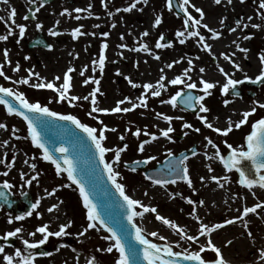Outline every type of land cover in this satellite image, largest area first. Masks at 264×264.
I'll return each mask as SVG.
<instances>
[{"label":"rangeland","instance_id":"obj_1","mask_svg":"<svg viewBox=\"0 0 264 264\" xmlns=\"http://www.w3.org/2000/svg\"><path fill=\"white\" fill-rule=\"evenodd\" d=\"M130 2L131 0H106L108 10L113 12L112 17L107 15V12L101 4V0H53V2L49 4H44L42 8H47L54 13H61L62 8L73 11L76 8L88 9L89 5H91L90 11L93 13L91 17L87 15V12L79 14L75 12L76 14L74 17L76 15L81 16L80 20L74 18L75 21L80 25H83V31L88 33L87 35L81 36V41H83L85 45L83 47L78 46L75 49H65L62 47L64 41L57 43V37L59 36H51L49 34V29H52V27L50 28L48 23L43 25V22H40V24L43 25V28L38 30L35 27L38 21H35V19H28L27 21L22 19L24 15L29 14V8H33V6L39 4V0L36 1V5H30L27 0H8L7 4L0 2V17L3 18L0 20V35H8V27H12L13 29V34L9 36L6 41H0V65L3 66L5 75L11 78L10 80H5L3 77H0V86L10 87L21 91L25 94L29 102H39L41 105L48 106L52 111H56L60 114L75 115L82 123L96 127L98 130L101 127L99 120H102L103 123L109 127H115L117 129L116 132L109 131L105 133L107 139L104 143L105 146L112 148L121 147L124 144L127 145V149L121 154V162L115 166V170L120 173L121 177L118 179V182L125 186L126 194L135 199H139L145 205L155 207L158 214L169 218L179 226L184 227L186 234L197 235L199 225L195 216L189 215L192 212L193 206L186 202V198H190L197 202L195 215L200 217V222L206 223L209 226L217 223L223 224V221L226 219L240 215L242 208L245 206H253L256 203L264 202V194H261V196L258 192L260 189L254 188L252 191H249L240 186L238 183V173L235 171L231 173L226 172L218 160H206L203 155L205 150L210 154L214 152V149L211 146H208V148L205 149V136L211 138L217 144L221 149L222 155L229 154L228 149L224 144L225 140L234 147L243 145L246 149L245 137L250 134L251 124L253 123L251 116L248 118L246 124L242 125L239 129L233 128V131L225 137L204 127L201 121L197 118V114H191L182 111L178 106L173 108L169 104H162L160 102L161 100H167L170 98V96L174 95L178 88H182V86L167 85V90L162 91L160 97H152L149 94L147 97V108L137 107L128 113L121 112L105 114L98 112L89 116L88 113L91 110L89 101L81 99L75 102V106H72L66 101L56 102V94L52 90L35 89L28 85H16L12 83V80L26 77L28 69L39 73L40 77L46 78L48 81L53 80L56 76H60L62 81L66 70L69 67H72L75 71L71 73V76L73 77L71 81L73 87L70 89L69 94L77 95L79 97L88 95L96 85L91 82L84 85L82 84V81L87 77H94L100 81V92L97 93L98 106L100 108L111 109L115 106L117 101L124 99L125 97H129L135 101L138 96L143 94L142 85L144 83H156L161 75V68H164L165 76L168 79H171L176 75L181 74L188 66L187 60L192 59L193 71L190 73L192 79L195 78V81H198L201 75L198 72V69L204 67L205 73L203 74V78L205 77V80L207 81H210L211 79H216V81H218L219 79L221 80L224 78L216 67L217 62L224 67L225 60L223 59L224 61H222L220 56L223 51H225L223 53H227L228 49H232V51L236 53L234 58L237 62L238 56H245V54L241 55L232 43L234 40H237L241 45L242 41L238 39L239 37L232 36L229 31L222 32L225 23L229 22V20L223 15L224 8L228 6L227 0H221L220 4L214 3V0H191V3L196 7L201 8L205 14L202 23H206L209 27L222 33L219 39H212L206 29H200L201 34L206 37V42L212 46L211 54L202 49L197 43L196 38L185 37L186 43L183 45L178 42L175 33L177 30L182 29L183 19L178 17L173 10H168L166 0H148L147 5L141 3L131 12H124L123 9L128 7ZM256 2L260 4V0H256ZM13 8L15 9V23L27 25L23 38H19L18 29L15 28L12 22L8 19ZM117 8L121 9V11L116 12L115 10ZM255 8L258 10L255 14L253 23L260 24L261 27L254 29L250 26L252 34L255 37V43L258 47H255L249 57L257 63L259 54L263 52L264 20L261 19V15L264 14V9H259V5ZM189 11L194 17L199 18V14L196 13L193 8H189ZM143 13L145 14V17L140 16ZM135 15L136 17H134ZM157 15L162 17V22L159 26L153 27L154 19ZM60 17L63 19L68 18L64 15H60ZM97 17L99 18L97 19ZM221 19H224L223 26L220 24ZM113 23H115V27H111ZM116 28H121L122 32L116 33ZM145 31L149 33L146 37L142 36V33ZM105 32L109 33L107 37L102 35V33ZM38 33H41L48 45L52 46L51 50L28 48V44ZM70 33L71 32L69 31L66 38H72ZM122 34L123 40L121 39ZM161 34L174 42L172 47L163 49L155 48V43ZM227 38H230V41L225 42ZM138 40L149 45L152 51L151 55L143 51L130 50L138 46ZM102 42H107L108 48L105 50V68L101 74L98 65L97 70L95 72L92 71L91 62L94 59H98ZM161 42L163 43V41ZM121 44H126L128 47L121 48L119 47ZM5 49L8 50L7 60L3 54ZM212 50H214V52H212ZM121 53L123 55H121ZM155 55H159L160 59L156 60L154 58ZM213 56H215L216 62H212L214 59ZM25 57H28V59H25ZM56 58H61L60 64L58 63L59 68L50 67L49 65L51 61L53 62V59ZM181 58H183V60L178 64H174L171 69L165 67L167 63ZM139 59L141 60L138 61ZM62 60H64L63 64H61ZM17 63L20 65V70L13 71ZM85 65H88V69L85 71L84 76H81L80 71ZM259 66L253 74L257 72L259 73ZM125 77L131 78L133 82L141 85V87L133 88ZM120 78L126 79L125 82L119 83ZM34 80V77L31 78L30 84ZM61 81H56L55 83L59 84ZM199 87L198 84V89ZM198 89L193 91L197 95H201L202 93L199 92ZM72 91H76V93L73 94L74 92ZM210 91L212 94L207 96L203 101L210 111L208 113H200V115L207 116L208 120L214 125V127L220 122L221 117H224V129L227 127L226 120L231 115L228 116L226 111H224L225 109L221 106L222 104L219 101L215 88ZM262 92L264 93V86L256 89V101L262 98ZM50 100L52 101L51 103H49ZM247 102H249V105L252 104L250 101ZM126 106L130 107L128 104L121 105V107ZM161 106L167 110V115L174 119L171 122L173 132L169 134L171 139L163 137L161 150H159V152L169 148L173 155L177 157L181 153L193 148H197L198 150L196 156L190 157L184 162L189 168L190 178L193 182L192 188H189L185 182H177L174 185L169 184L166 189L161 188L159 185L152 184V182L148 181L143 171L135 172L124 166L125 163L133 164L137 160H140L141 163H143L148 156L154 155L153 152L149 153L146 148L143 153L139 152L137 149L141 141L149 138L143 134L145 129L148 133H158L156 127H158L160 123L154 121L151 118L150 113H155L154 110ZM93 117H97L98 119ZM176 117H182V119H176ZM261 117H264V109H260L257 106L254 119ZM232 119L233 121H237L240 119V115L235 116V118ZM185 122L191 123L195 128H200V132L197 133L190 129H185L183 127ZM0 123H4L9 129L7 131L0 129V149L2 150L0 153V159L5 161L4 164H0V185H3L4 182L7 181L10 185L8 189L12 190L16 197H21L22 195L33 192L36 195L35 200L41 201L33 212V215L27 220L29 222L37 221L39 225L45 223V221L41 222L39 219L46 220V223H49L50 226H54L55 224L60 225L69 221L71 222V226L66 229V232L71 235L66 243V246H69V249H63L61 251H64V255H68L69 252L73 250L78 252L82 258L76 262L69 260L65 264H88V261L92 256L96 257L98 264H115V259L118 256L115 251L112 253L97 251V249H103L107 246L108 242L102 238L103 236L108 235L107 233L104 231L98 232L89 229L84 235H79L87 224L86 209L83 207L79 191L74 185H71L70 181L66 180L65 174L57 175L54 165L41 158L42 152L40 149L33 146L31 138L27 132V124L24 123V120L16 115L8 114L5 106L0 105ZM168 126V122L164 121L163 128L166 129ZM12 128L18 130L16 135L20 137L19 139H16L11 135ZM126 128H131L132 131H135L136 128H140L141 136L137 138L132 135V132L125 131ZM121 134H123L124 140L119 139ZM178 135L183 137L182 140L176 138ZM5 139L8 140V146L3 148V141ZM159 152L157 151L156 154L159 155ZM143 154L145 157L141 156ZM113 155L114 153L110 152L106 154L105 159L110 160ZM13 156H15L14 163H12ZM33 157H35V159H33ZM25 159H28L29 163H35L36 169L33 170L29 168L28 165L24 164L23 161ZM168 159H170V157L167 156L166 159L160 160V162L156 164L145 163V169H155L158 165L163 164ZM18 160L20 161L18 162ZM209 164L214 169L211 173L206 166ZM16 167L17 172H14ZM5 171H7L8 175L3 174ZM22 172L24 173L23 178L21 177ZM36 174H38L37 179L34 180L31 185H28L27 180ZM212 175L227 176L229 183H227L224 188H220L210 179ZM201 176L205 177L203 182L200 180ZM54 187L57 189L55 194L53 196L46 195L45 189L51 191ZM144 187L153 189L152 192L158 191L160 195L159 193L153 195L152 192L151 194H148L145 189L143 194H136L138 188L143 189ZM196 188H198L199 191ZM200 190L202 192L204 191V193H202L203 195H201ZM170 192H175L178 195L174 199L170 198L168 195ZM145 193H147V195H145ZM199 193L202 198L204 197V194H206V198L204 197L205 199L202 200L204 201L203 205L198 203L200 201ZM213 193L215 194V197L219 194V196L215 198L218 199L217 203L219 205V207L215 209L216 213H212L209 210V208H211L210 202L206 201V199L213 196ZM234 196L235 199H233ZM53 204H57L58 207L50 213L48 212V208ZM36 212L40 213V218H37ZM157 213L149 211L148 213H145L143 218L137 217L136 220L139 227L143 228L146 233L157 231L159 235L166 237L167 241L173 245L179 242L180 247H173L174 251H181L183 249L198 251L199 244L206 243L207 238L203 236H201L200 240L196 243H185L180 241L179 236L175 234L173 230L164 225L162 221L155 219ZM257 213L259 214L250 213L245 217L248 224L247 229L243 227L241 222L237 221L236 223L230 224L226 229L220 228L210 234L213 243L220 247L222 256L225 260L228 259L226 253L229 252L232 254L236 252L235 250H238L243 255V259H246L245 262L249 264H264V258H261L256 252L249 251L254 239L252 235L251 237L248 236V230L256 233L255 230L260 228L261 234L258 233V239L264 243V210L257 209ZM31 231H34L33 227L30 228V232ZM77 237L78 240L76 241L75 239ZM225 237L230 238L233 244H226ZM150 239H152L153 242L164 243L163 241H159L158 238L150 237ZM202 256L207 260L215 259V254L210 250H206L202 253Z\"/></svg>","mask_w":264,"mask_h":264},{"label":"snow or ice","instance_id":"obj_2","mask_svg":"<svg viewBox=\"0 0 264 264\" xmlns=\"http://www.w3.org/2000/svg\"><path fill=\"white\" fill-rule=\"evenodd\" d=\"M0 2L7 4L8 0H0ZM30 5H36V0H27ZM230 4L232 0H227ZM243 2V0H242ZM45 0H39V4L35 6V10L29 8V14L24 15L22 17L23 20L27 21L28 19L36 18V13H38L41 8L44 6ZM147 5L148 0H131L128 7L123 9L124 12H131L133 9L137 8L138 4ZM214 3L220 4L221 0H214ZM101 4L104 7L107 15L109 17L113 16V12L108 10V4L106 0H101ZM166 5L169 11L173 10V0H166ZM260 9H264V0H260L259 4ZM180 10L184 13L183 25L181 30H177L175 33L176 39L178 42L183 45L186 43L185 37L196 38L197 43L202 47L203 50L209 52L211 54L212 46L206 42V37L201 34L200 29H206L210 34L212 39H219L222 35L221 32L216 31L215 29L209 27L208 24L202 23L204 20V12L201 8L196 7L191 3V0H180L179 3ZM189 8H193L196 13L199 14V18L194 17ZM91 5H89L88 9L76 8L74 11L79 14L82 12H87V15L91 17L93 13L90 11ZM116 12L121 11V9L117 8ZM70 15L68 10L65 9L60 15ZM76 20H80L81 16L76 15L74 17ZM99 17H97L98 19ZM3 18L0 17V20ZM15 28L18 29L19 38H23L26 32L27 25L26 24H16L15 23V9L13 8L10 12L8 18ZM261 19L264 20V14L261 15ZM248 21L252 20V17H247ZM162 17L157 15L154 19L153 27H157L161 24ZM220 24L224 25V19L220 20ZM56 25H59V21H56ZM7 26V22H6ZM115 23L111 25V27H115ZM251 26L254 29H258L261 27L260 24H251L244 23L242 20H238L235 22V26L229 28L228 31L236 32L237 30H244ZM36 28H42V24H36ZM83 25H79L72 29L71 36L74 40L78 39L81 36L87 35L82 31ZM8 35H0V41H6L9 36L13 34L12 27L7 28ZM49 34L51 36H58L61 33L55 29H49ZM94 35V33H93ZM103 36L107 37L109 33H102ZM149 33L145 31L142 33V36L146 37ZM121 39L123 40V34L121 35ZM239 39V38H238ZM243 39H250V34H245ZM165 41V37L163 34L160 35L159 39L155 43L156 49L170 48L172 47L171 42H161ZM18 42V41H17ZM235 45L237 51L245 54V59H247V53L250 51L247 48L241 47L237 40L232 42ZM138 46L130 49L131 51H143L148 54H152L151 48L147 43L142 41H137ZM51 48V45H48ZM121 48H127L126 44L119 45ZM108 48L107 42H102L98 59H94L92 63V71L95 72L97 70V65L99 72L102 74L105 68L106 55L105 50ZM4 56L7 60L8 50H4ZM121 55H123L121 53ZM235 52L232 53H221L220 56L227 61L231 67L235 71H241L240 64L235 60ZM154 58L156 60L160 59L159 55H155ZM215 59V56H213ZM28 59V57H25ZM260 62L259 74L255 76V78L248 76L246 73L244 74L242 79L234 78L235 72H228L221 66L218 62L216 67L220 74H222L225 78V82L220 85V92L223 96H235L239 97L241 95L238 90V86L244 84L245 82H249L251 84H259L264 86V52H261L258 56ZM183 60V58L179 60L172 61L165 65L166 68L171 69L174 64H178ZM187 67L182 71L181 74L176 75L174 78L168 79L164 74V68L160 69L161 75L155 84L153 83H144L142 85L143 94L138 96L135 101H133L129 97H125L116 102L115 106L111 109L100 108L98 106L97 101V93L100 92L99 84L100 81L95 79L94 77H87L82 81V84L87 85L89 82L96 85V87L88 94L83 97H79L77 95H70V89L73 87L71 81L73 77L71 73L75 71L74 68L69 67L63 75L62 81L60 76H56L53 80L48 81L46 78L40 77L39 73L34 72L31 69L27 70V76L19 78L17 80H12L13 84L16 85H28L35 89H49L52 90L56 94V102L66 101L70 105L75 106V102L83 99L84 101H89L91 110L88 113L89 116H92L94 113H128L133 111L137 107L147 108L148 107V95L150 94L152 97H160L162 91L167 90V85L172 86H182V88H178V90L171 95L167 100H161L162 104H169L173 108L177 107L178 101L182 102L186 108L197 109V118L201 121L204 127L211 129L215 133H219L225 137L228 136L230 132L233 131V128L239 129L242 125L248 122V118L257 111V106L260 109H264V103L258 102L256 100L252 101V107L249 110H244L239 113L240 119L237 121H233L231 116H229L226 120L227 127L221 129L219 127H214V125L208 120L207 116L200 115V113H208L210 109L205 106L203 101L207 96H210L212 93L210 90L216 88L219 85V82H211L207 81L203 78V74L205 73V68L200 67L198 72L201 74L198 82L193 81L190 73L193 71V60H187ZM88 65H85L80 71V75L84 76L85 71H87ZM20 65L17 63L13 71H19ZM0 77H3L5 80H10L11 78L5 75L3 71V66L0 65ZM35 78V80L30 84V79ZM128 80V83L133 87H141V85L132 81L131 78L125 77ZM56 81H61L59 84L55 83ZM167 81V84L165 83ZM199 84V89H198ZM198 89L201 92V95L192 94L191 90ZM184 90H188L187 92ZM102 95V93H101ZM15 101V103H10L9 99ZM52 101L50 100L49 103ZM229 99L223 100V105L227 106L231 103ZM128 104L130 107H121V105ZM0 105H4L7 109L8 114H15L17 116L23 117V120L27 123V132L29 137L31 138V142L33 146L37 149L42 150V159L45 161H50L55 166V171L57 175L66 174V180L71 182V185H74L78 191L79 195L82 199L83 207L86 209V227L82 229L79 235H84L89 229H93L96 231H104L108 233V235L103 236L102 238L107 241V246L103 249H97V251H103L107 253H112L115 251L118 256L115 259V264H134V262H139L141 259L146 261V264H180L181 261H186L188 264H228V262L224 259L221 253L220 247L216 246L210 234L215 230L220 229L226 224H233L237 221L241 222L245 229L248 228L247 221L245 217H247L250 213H257V209L264 210V202L256 203L253 206H245L242 208L241 214L229 219H226L223 224L217 223L209 226L206 223L200 222V217L196 216V201H193L190 198H186V202L189 205H192V212L189 215L195 216V219L199 225V231L197 235H188L186 234L185 228L179 226L176 222L166 218L157 213V209L155 207H150L148 205L143 204L139 199H135L130 195L126 194L125 186L122 183L118 182L120 177V173L115 170V166L121 162V154L123 151L127 149V145L124 144L121 147H107L105 146V141L107 139L105 133L106 132H116L117 129L115 127H109L103 123L102 120H99L101 127L99 130L96 127L89 126L86 123H82L75 115L71 114H60L56 111L50 110V108L46 105H41L39 102H29L26 98L25 94L21 91H18L14 88L0 86ZM31 114V115H29ZM156 116L166 122H168L169 126L166 129H161L159 135L164 138L171 139L169 134L173 132V128L171 127V122L174 119L171 116H168L164 113H156ZM98 119L97 117H93ZM176 119H182V117H176ZM56 121H66L71 125H74L76 129H78L81 133L85 134L87 140L91 142V146L94 151L91 153V157L89 161L86 163L89 165L88 169L81 167L80 160V151L83 148V140L82 138H77L76 141L70 146L65 147L63 143L60 144L59 147H56L54 144L49 145L48 142L44 139V135L42 133H46V131L53 127ZM185 129H190L197 133L200 132V128H195L191 123L185 122L183 124ZM0 129L9 130L8 126L4 123H0ZM17 129H11V135L16 139L20 137L16 135ZM125 131L132 132V135L137 138L141 136V129L136 128L135 131H132L131 128H126ZM145 136H148L149 139L141 141L138 145V151L143 153L145 151V145L149 144L151 141L158 139L157 135L154 133H148L147 130H144L143 133ZM120 140H124L123 134L119 136ZM206 144L205 149L208 146H211L214 149L213 153H208L206 150L203 153L206 160H218L223 169L231 173L235 171L238 173V183L240 186L252 191L255 187H259L260 189H264V117L258 118L254 123L251 124V131L245 137L246 149L243 145L234 147L232 144L228 143L226 140L224 144L228 149L229 154L222 155L221 149L217 146V144L209 137H204ZM4 146H8V140L5 139L3 141ZM51 149V150H50ZM114 153L110 160H106V154ZM59 153V155H56ZM192 154L196 155L197 152L195 149L192 150ZM167 156L170 157L169 160L166 161L167 165V177L161 178L164 173V170H161L159 173H155L153 176H148L152 184L159 185L161 188L167 187L169 184H176L178 180L184 181L189 188L193 187V182L190 178L189 168L185 165V161L188 159L187 155L182 156L179 160L173 155L171 151L167 152ZM35 159V157H33ZM98 159L99 164L103 165V171L107 174V179L111 182L115 191L119 193V196L122 198V203H120V207L125 209V213L123 214V219L120 221H116L111 216L106 217L102 215L100 211H98L99 205L93 202L92 192L88 190V187L85 183V176L91 177L92 172L94 171L91 167L92 163ZM155 156L147 157L143 163H149L152 160H155ZM247 161L248 164L245 165L242 162ZM15 162V156L12 157V163ZM5 161L0 159V164H4ZM24 164L28 165L29 168L35 170L36 164L29 163L28 159L23 161ZM135 164L141 163L140 160L134 162ZM10 166V165H6ZM125 167H129L127 163L124 165ZM208 171L211 173L214 169L211 165H206ZM132 171L136 169L134 167L131 168ZM4 175H8L7 171L3 173ZM24 173H21V177L23 178ZM38 174L33 175L29 180H27V184L31 185V183L37 179ZM210 179L217 184L218 187L224 188L227 183H229V179L227 176H217L212 175ZM201 182L205 180V177H200ZM88 184L91 185L93 190L96 187V182L94 179H89ZM3 188H9L10 185L7 181L4 182L3 185H0ZM57 189L54 187L51 191L45 189V193L48 196H53ZM23 194V193H22ZM147 195V193H145ZM170 198H176L178 195L175 192L168 193ZM254 195V193H253ZM0 199H5L4 192H0ZM235 199V196L233 197ZM41 203L40 200H36L31 203L30 208L36 209L38 205ZM200 205L204 204V201L198 202ZM58 207L57 204L51 205L48 208V212H52L54 209ZM140 209V210H137ZM157 213L155 219L158 221H162L164 225H166L169 229L173 230L175 234L179 236V240L185 243L191 242L196 243L200 240V237H206V243L199 244L198 251H189L188 249H183L181 251H174L173 247L179 248L180 243L177 242L175 245L169 243L167 238L159 235L157 231L145 232V230L137 225L135 222L136 218H143L145 213L148 212ZM32 211H27L24 213V216H31ZM24 216L17 215L15 219L17 221L22 220ZM37 218H40V213L36 212ZM124 220L127 223H124ZM12 219L8 220V223H12ZM71 226V222L62 223L58 226L57 231H50V224L44 223L40 226H37L34 231L28 233L30 236H35L36 234H41L42 238L38 241L30 242L27 239L22 240L23 249L17 248L15 250V254L3 255V260L6 264H34V260L36 258L35 250L39 249L40 246L45 245V243L49 240L50 237H62L67 235L66 229ZM23 231L21 227H16L14 230H10L6 232L3 236H0V240H8L9 238H16L18 234ZM248 236L251 237V231L248 230ZM151 238H158L159 241H163L164 243L153 242ZM231 241H226V244H230ZM139 245V247H138ZM26 250V251H25ZM206 250H210L215 254L214 260H207L202 256ZM0 253H5V249L0 247ZM41 255H50L49 253H41ZM261 258H264V249L260 250L259 253ZM88 264H98L96 257L92 256Z\"/></svg>","mask_w":264,"mask_h":264},{"label":"flooded vegetation","instance_id":"obj_3","mask_svg":"<svg viewBox=\"0 0 264 264\" xmlns=\"http://www.w3.org/2000/svg\"><path fill=\"white\" fill-rule=\"evenodd\" d=\"M257 5L259 4L258 2H256V0H243V2L242 0H232L230 4L228 3V6L224 8L223 15L227 20H229V22L225 23V25L222 28V32H228V29L234 27L235 22L238 20H242L244 23H248L249 25H251V23H253V20L255 19V14L257 13V10H258L255 8ZM249 16L252 17L251 21L247 20V17ZM245 34H250V39H247V40L243 39ZM231 35L239 37V40L242 41L240 46L250 50L247 53V59H245V56L244 57L238 56V63L239 62L241 63L239 64L242 68L244 66L247 69L251 70L252 63L254 64L255 61L251 59L249 56H250V53L254 51L255 47H258V46L255 43V37L252 34L250 26L244 30H237L236 32H231ZM170 42L172 45L174 44V42L172 41ZM262 49L264 51V43H263ZM228 52L232 53L233 51L232 49L230 50L228 49ZM241 55H244V54L241 53ZM221 60L224 61L222 57H221ZM212 62H216V60L213 59ZM224 69L228 72H235L234 78L236 79L243 78V77L240 78L241 71H235L227 61L226 62L224 61ZM249 74L252 75L253 78H255V76H253L254 75L253 72L250 71ZM125 80L126 79L120 78L119 83L125 82ZM224 82H225V78L222 79V82L219 84V87L215 88L219 101L222 104L221 106L225 109L224 111H227L228 109H232L235 104H239L241 108V112L244 110H249L252 107V104L249 105V102L247 101L252 102L253 100H256V89H259L261 85L259 84L254 85L249 82H245L244 84L238 86V90L240 91L241 95L239 97H235L231 95L229 96L221 95L220 85H222ZM224 99H229L232 102L229 103L227 106H224L223 105ZM177 106L181 108L182 111H186L180 105L177 104ZM255 116H256V112L251 115L253 123L257 120V119H254ZM0 191H1V188H0ZM6 191L10 192L14 198L19 200L18 207L20 210L27 208V205L23 201V199L26 197L27 194L22 195L21 197H16L14 193L12 192V190L6 189ZM35 197L36 195L33 192L30 193L29 199L31 203L36 201ZM35 210L36 209H32V213ZM16 216L17 214L11 212L6 207L4 206L0 207V236H3L6 232L10 230H14L16 226H19L23 229V231L20 234H18V237L16 238H9L6 241L0 240V247H3L5 249V253H0V264H6V262L3 260V255L8 254V255L14 256L15 250L17 248L23 249V244H22L23 239H27L30 242H33V241H38L39 239L42 238L41 234H36L35 236L28 235L31 227H33V230H35L37 226H40L37 221L29 222L27 219H29L31 216H24V214L20 215V216H24V218L22 220L17 221L15 219ZM6 218H13L12 219L13 222L11 224L8 223L9 219H6ZM39 220L41 222L45 221L46 223V220H42V219H39ZM58 226L59 225L57 224H55L54 226H50L49 230L57 231ZM70 237H71L70 234H67L59 238L50 237L49 240L45 243V245H42L40 246L39 249L35 250L36 258L34 260V264H65L69 260H72L75 262L79 261L82 257L78 252L72 250L69 252L68 255H64L63 253L64 251L63 252L61 251L63 249H69V246H66V243L70 239ZM75 240L77 241L78 237ZM41 253H49L50 255H41Z\"/></svg>","mask_w":264,"mask_h":264},{"label":"water","instance_id":"obj_4","mask_svg":"<svg viewBox=\"0 0 264 264\" xmlns=\"http://www.w3.org/2000/svg\"><path fill=\"white\" fill-rule=\"evenodd\" d=\"M52 1L53 0H46L45 3H51ZM33 8L35 9V7ZM173 10L175 11L177 15L184 17V13L180 10L179 2L177 0H173ZM164 42H169V41L167 40V38H165ZM37 47H42L47 50L51 49L48 47L47 42L44 40L41 34H38L36 36V39L29 45L30 49L37 48ZM8 99L10 103H15V101L12 100L11 98H8ZM178 102L183 108L190 111L191 113H197L198 111L197 109L186 108L182 102L180 101ZM42 135H44V139L48 142L50 146L54 144L56 147H59L61 143H63L65 147H70L76 141L78 137L82 138L83 148L79 153L80 160H81L80 166L85 168L86 170L88 169L89 165L86 162L89 161L91 157V153L94 151V149L91 146V142L87 140L86 135L81 133L78 129H76L74 125H71L69 122H66V121H56L54 126L49 128L46 131V133H42ZM177 138L182 139L181 136ZM193 149H195L197 152L196 148H193ZM192 150L188 152H184L176 158L179 160V158L185 155H187L188 158L196 156L197 154L196 155L192 154ZM56 155H59V153H56ZM242 163L245 165L248 164L247 161H244ZM128 165L129 167L127 168L129 169L134 167L136 169L135 171H145L144 173H145L146 178L148 176H153L155 173L161 172V170H164V173L161 176V178H166L168 175L166 162H164L161 165H158L155 169H152V170H145L146 168L145 163H139V164L134 163V164H128ZM91 167L94 171L92 172L91 177L85 176V183H86V186L88 187V190L92 192L93 194L92 195L93 202L99 205L98 211H100L101 214L105 215L106 217L111 216L116 221L122 220L123 214L125 213V209L119 206L120 203H122V198L119 196V193L115 191L111 182L107 179V174L104 173L103 171V165L99 164L98 159H96L92 163ZM90 178L94 179L96 182V187L94 190L91 187V185L88 184V180ZM177 182H181V181L178 180ZM0 192H4L5 197H6V200L0 199V207L5 206L8 210L18 215H22L27 211H31V208H30L31 202H30L29 196H26L23 199L24 203L27 205V208L24 210H19L17 208L18 202H19L18 200H16L13 196L9 194V192H7L3 188H1ZM124 223H127V221L124 220ZM134 264H146V261H143L141 259L139 262H134ZM180 264H188V262L181 261Z\"/></svg>","mask_w":264,"mask_h":264},{"label":"bare ground","instance_id":"obj_5","mask_svg":"<svg viewBox=\"0 0 264 264\" xmlns=\"http://www.w3.org/2000/svg\"><path fill=\"white\" fill-rule=\"evenodd\" d=\"M36 1H38V0H36ZM65 10V8H62L61 9V12H63ZM53 11H51V10H49V9H47V8H41V10L38 12V13H36V18H35V21H38V23L40 24V22H43V25L46 23H48V26L51 28L52 27V29H58L59 30V32L61 33L60 35H58L59 37H57V43H61V41H64V45H62V47H64L65 49H75V48H77L78 46H81V47H83L84 45H85V43L83 42V41H81V37L80 38H78V39H76V40H74V39H69V38H66L67 37V35H68V32L70 31H72V29H74L75 27H77V26H79L80 24L79 23H77L76 21H75V19H74V15L76 14L75 13V11H73V10H68V13H70V15H68V14H66V15H64V16H67L68 18H61L60 17V13H54ZM141 17H145V14L143 13V14H141L140 15ZM134 17H136V15L134 16ZM56 21H59V25H56ZM37 23V24H38ZM36 24V23H35ZM43 25H42V28H43ZM35 27H36V25H35ZM42 28H40V29H38V30H41ZM28 31V30H27ZM82 31H83V29H82ZM115 31H116V33H121L122 31H121V28H116L115 29ZM116 36V35H115ZM228 41H230V38H227L226 40H225V42H228ZM215 50V49H214ZM214 50H212V52H214ZM264 52V51H263ZM54 61L52 62L51 61V63H50V67H57V68H59V66H58V63L60 64V62H61V58H56V59H53ZM141 59H139L138 61H140ZM64 63V60H62V63L61 64H63ZM260 65V62H259V59H258V61H257V63H252V66H251V70L250 69H247L246 67H244L243 66V68L241 67V77L240 78H242L243 76H244V74L246 73L248 76H250V77H252V75H250L249 73H250V71L251 72H254V71H256L257 70V68H258V66ZM260 67H261V65L259 66V69H260ZM259 73L257 72V73H255L253 76H256V75H258ZM240 76V75H239ZM210 78V77H209ZM204 79H205V77H204ZM193 80L195 81L196 79L195 78H193ZM199 80V79H198ZM220 80V79H219ZM218 80V82H219V84L222 82V79L219 81ZM210 81H214V82H217L216 81V79L214 80H210ZM198 82V81H197ZM165 83L167 84V81H165ZM219 87V85L216 87V88H218ZM72 92H74V91H72ZM76 93V91L73 93V94H75ZM261 99H258V102H261V103H264V93L262 92V95H261ZM154 112L155 113H150V116H151V118L154 120V121H157V122H159L160 123V125L158 126V127H156L157 128V132L158 133H155L156 135H157V137H158V139H156V140H154V141H151L149 144H147L146 146H145V148H146V150L150 153V152H153L154 153V155H151V156H155L156 157V159L155 160H152V161H150L149 163H151V164H156V163H159L160 162V160H164V159H166L167 158V152L168 151H170V149L169 148H167V149H165V150H162V151H160L159 152V150H161V144H162V139H163V137H161L160 135H159V133H160V130L161 129H164L163 128V125H164V120H162V119H160V118H158L157 116H156V113H164V114H166L167 115V110L163 107V106H161V107H158V109H156V110H154ZM241 112V108H240V106H239V104H235L234 105V107L232 108V109H228L227 111H226V113H227V115L229 116V115H231V117L232 118H235V116H238L239 115V113ZM232 115H234V116H232ZM222 116H224V115H222ZM231 118V119H232ZM223 120H224V117H221V119H220V122L217 124V125H215V127H219V128H221V129H223V127L225 126V124L223 123ZM233 120V119H232ZM149 139V138H148ZM3 148H5V146L3 147ZM9 150H11V149H9ZM1 149H0V153H1ZM159 152L160 154L158 155V154H156V152ZM142 157H145V155L143 154V155H141ZM149 157V156H148ZM20 160H18V162H19ZM200 170V169H199ZM14 172H17V167L14 169ZM147 191V193L148 194H151V192L153 191V189H151V188H138L137 189V193L136 194H143L144 193V191L145 190ZM148 189H149V191H148ZM198 191H199V189L198 188H196ZM256 189H259V188H256ZM200 192H201V195H203L202 193H204V191L202 192L201 190H200ZM210 192V191H209ZM258 192L260 193V195L262 194H264V190H262V189H260V191L258 190ZM159 192L158 191H154V192H152V194L153 195H157ZM215 193V192H214ZM213 193V196H211L210 198H208V199H206V201L207 202H210V207L211 208H209V210L212 212V213H216L215 212V209L217 208V207H219V205H218V203H217V201H218V199H215L217 196H219V194H217L216 195V197H215V194ZM217 193V192H216ZM159 195H160V193H159ZM198 195H200V193L198 194ZM201 195L199 196V200L200 201H202L203 199H205L206 198V194H204V197L202 198L201 197ZM261 195V196H262ZM221 196V195H220ZM207 197H208V195H207ZM264 197V196H263ZM206 201H205V203H206ZM208 204V203H207ZM211 204H213V205H211ZM206 207V206H205ZM261 217H263V216H261ZM139 219V218H138ZM139 220H141V219H139ZM135 222L138 224V222H137V220H135ZM224 222V221H223ZM260 222H262V221H260ZM140 223V222H139ZM138 226H139V224H138ZM230 226V224H226V225H224L223 227H221V228H224V229H226L227 227H229ZM231 228V227H230ZM256 231V233H253V232H251V235L253 236V242H252V246H251V249L249 250L250 252H256V253H260V250H262V249H264V243H262L258 238H259V235H258V233H260L261 234V231H260V228H258V229H256L255 230ZM224 232V231H223ZM253 233V234H252ZM225 239V242L226 241H231V243L230 244H233V242H232V240L230 239V238H228V237H225L224 238ZM235 249V248H234ZM236 252L235 253H232V254H230L229 252L228 253H226V255H227V262H228V264H235V263H238V264H249V263H247V262H245V260L246 259H243L244 257H243V255L241 254V252L240 251H238V250H235Z\"/></svg>","mask_w":264,"mask_h":264}]
</instances>
